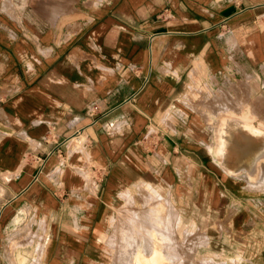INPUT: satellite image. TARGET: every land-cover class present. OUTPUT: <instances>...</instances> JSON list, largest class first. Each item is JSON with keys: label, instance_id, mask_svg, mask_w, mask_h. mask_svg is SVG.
Returning a JSON list of instances; mask_svg holds the SVG:
<instances>
[{"label": "crops", "instance_id": "0c3cea01", "mask_svg": "<svg viewBox=\"0 0 264 264\" xmlns=\"http://www.w3.org/2000/svg\"><path fill=\"white\" fill-rule=\"evenodd\" d=\"M12 1L0 264H108L112 216L150 186L196 230L227 221L264 244V159L254 177L248 143L218 148L226 118L264 129V0Z\"/></svg>", "mask_w": 264, "mask_h": 264}, {"label": "rangeland", "instance_id": "374dc122", "mask_svg": "<svg viewBox=\"0 0 264 264\" xmlns=\"http://www.w3.org/2000/svg\"><path fill=\"white\" fill-rule=\"evenodd\" d=\"M3 3L8 4V10L4 9L6 6L3 8ZM20 9V6L13 5L12 0H0V15L11 14L13 17H16ZM221 126L218 148L220 149L222 157L227 159L225 149L230 138L236 137L239 142L248 143V150L239 152L244 156L242 166L249 171L250 175L256 177L261 171L259 162L262 158L264 159V129H262L257 122L248 120L244 117L226 118L223 120ZM245 126H251L253 129L262 132L253 135L234 133L235 130L244 129ZM242 155L239 157V160L242 158ZM229 169L232 171L238 170L234 165H229ZM162 194L153 186H150V189L145 188L142 192L140 207H127L124 209L125 211L122 209L120 213L118 209L112 216L111 229L106 236L111 251L108 264H129V262L131 264H140L137 258H144L141 264H148L147 259L149 255L143 251L147 245L153 247L155 245L154 242L158 243L159 249L165 250L161 255L162 262H164L163 264H264L262 261L250 262L249 260L250 256L264 257V244H261V239L256 243L248 244L249 239L246 237L245 231H235L233 228L234 225L232 226V224L227 221H220L216 225L218 231L213 229L209 231L196 230L194 226H189L183 220L180 209L171 203L169 198ZM130 214L131 223L129 225L127 224L129 228H126L127 225H124L126 222L124 217L128 218ZM145 224H150L151 226H147V228L142 230L141 228H143ZM136 227L139 229L137 230ZM129 229L132 232H130L131 234L128 232ZM146 231H152V239L150 241H147ZM122 238L124 243H122ZM125 241L129 245L125 244ZM262 241L264 242V239H262ZM112 242L114 244H112ZM121 244H123V247L127 245L126 248H122ZM112 245H115L114 248H112ZM128 246L130 247L128 248ZM124 249H127V252ZM128 249H133L134 253L137 252L135 254L136 259L134 257L131 261L132 254H130V251L128 252ZM120 251L125 252L123 253ZM117 255L119 258L114 259ZM128 258L131 259L129 260ZM116 259H118V262ZM119 260L123 261L120 262ZM155 263L156 261L150 262V264Z\"/></svg>", "mask_w": 264, "mask_h": 264}, {"label": "bare ground", "instance_id": "6f19581e", "mask_svg": "<svg viewBox=\"0 0 264 264\" xmlns=\"http://www.w3.org/2000/svg\"><path fill=\"white\" fill-rule=\"evenodd\" d=\"M226 150V149H225ZM98 198V197H97ZM98 201V200H97ZM103 201V200H102ZM105 202V201H104ZM107 202V201H106ZM110 203V202H109ZM95 204V203H94ZM89 205V204H88ZM103 212V211H102ZM17 214V213H16ZM103 215V214H102ZM110 218V217H109ZM130 218H131V214H130V217H124V219L126 220V222L124 223V225L126 226L127 224L129 225L131 222H130ZM103 219V218H102ZM105 219V218H104ZM133 219H135V218H133ZM140 219H141V217H140ZM110 220V219H109ZM138 220V219H137ZM133 221V220H132ZM144 221L146 222V220L144 219ZM98 223V222H97ZM102 225V224H101ZM128 225L126 226V228H129L128 227ZM138 225H140V224H138ZM96 226V225H95ZM133 226V225H132ZM147 226H151L150 224H145L144 225V227L143 228H141L142 230H144L145 228H147ZM135 227V226H134ZM115 228V227H114ZM119 228V227H118ZM156 228V227H155ZM116 229V228H115ZM121 229H123V228H121ZM124 229H125V227H124ZM136 229L138 230L139 228H137L136 227ZM141 229H140V231H141ZM153 229V228H152ZM151 229V230H152ZM132 230V229H131ZM148 230V229H147ZM106 231V230H105ZM104 231V232H105ZM123 231V230H122ZM134 231V230H133ZM154 231V230H153ZM127 232V231H126ZM125 232V233H126ZM128 232H129V234H131L132 232L130 231V229L128 230ZM131 232V233H130ZM152 232V231H151ZM150 231H146L145 233H147V241H150L152 238H151V233ZM115 233H117V232H115ZM143 233V232H142ZM48 234V233H47ZM123 235H125L124 233H122ZM144 234V233H143ZM121 235V234H120ZM145 235V234H144ZM143 235V236H144ZM156 235V234H155ZM45 236V235H44ZM119 236V235H118ZM127 236V235H126ZM123 237H125V236H123ZM145 237V236H144ZM113 238V237H112ZM119 238V237H118ZM127 238V237H126ZM134 238V237H133ZM111 239V238H110ZM116 239V238H115ZM128 239H129V237H128ZM127 239V240H128ZM122 240H123V238H122ZM126 240V239H125ZM45 241V240H44ZM112 241V240H111ZM138 241V240H137ZM89 242V241H88ZM144 242V241H143ZM146 242V241H145ZM122 243H124V240H123V242ZM112 244H114L113 242H112ZM125 244H128V243H126V241H125ZM154 246L153 247H151V245H147V247L146 248H144V253H147V255H149V258L147 259L148 260V264H150V262H153V261H156V263L155 264H163L164 262H162V254L165 252V250H161V249H159V247H158V243L157 242H154ZM45 245V244H44ZM123 244H121V246H122ZM129 245V244H128ZM135 245V244H134ZM113 246V245H112ZM115 246V245H114ZM114 246L112 247V248H114ZM127 246V245H126ZM126 246H122V248H126ZM131 246V245H130ZM130 246H128V248L130 247ZM146 246V245H145ZM117 247V246H116ZM119 249H121V248H119ZM118 250V249H117ZM125 250V249H124ZM168 250H170V249H168ZM126 252H127V249L125 250ZM124 251V252H125ZM130 251V254H132V259H131V261L133 260V258L135 257V259H136V253L137 252H135L134 253V251H133V249H128V252ZM108 252V251H107ZM120 252H123V251H120ZM123 252V253H124ZM169 252V251H168ZM122 253V254H123ZM120 254V253H119ZM114 255V254H113ZM112 255V256H113ZM127 255V254H126ZM135 255V256H134ZM146 255V256H147ZM125 257V256H124ZM123 257V258H124ZM115 258H119L118 257V255H117V257H114V259ZM113 259V258H112ZM122 259V258H121ZM129 259V258H128ZM129 259V260H130ZM117 260V262H118V259H116ZM125 260H126V258H125ZM125 260H124V262H125ZM144 260V258H137V261H138V263H142V261ZM113 261V260H112ZM120 262H122L121 260H119ZM129 262V261H128ZM126 263V262H125ZM115 264H117V263H115ZM124 264V263H123ZM128 264V263H127ZM129 264H131L130 262H129ZM134 264V263H133ZM147 264V263H146Z\"/></svg>", "mask_w": 264, "mask_h": 264}]
</instances>
